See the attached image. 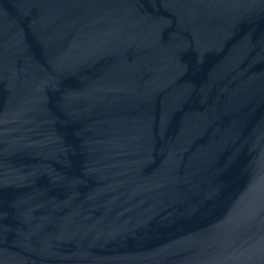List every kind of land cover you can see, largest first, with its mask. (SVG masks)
<instances>
[{"label":"water","instance_id":"95a60500","mask_svg":"<svg viewBox=\"0 0 264 264\" xmlns=\"http://www.w3.org/2000/svg\"><path fill=\"white\" fill-rule=\"evenodd\" d=\"M0 264H264V0H0Z\"/></svg>","mask_w":264,"mask_h":264}]
</instances>
